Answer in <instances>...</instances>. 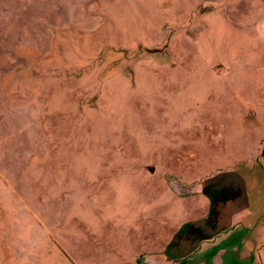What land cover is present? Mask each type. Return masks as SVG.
Wrapping results in <instances>:
<instances>
[{
  "label": "rangeland",
  "instance_id": "1",
  "mask_svg": "<svg viewBox=\"0 0 264 264\" xmlns=\"http://www.w3.org/2000/svg\"><path fill=\"white\" fill-rule=\"evenodd\" d=\"M263 141L264 0H0V264L206 261L189 189L241 177L264 264Z\"/></svg>",
  "mask_w": 264,
  "mask_h": 264
},
{
  "label": "crops",
  "instance_id": "2",
  "mask_svg": "<svg viewBox=\"0 0 264 264\" xmlns=\"http://www.w3.org/2000/svg\"><path fill=\"white\" fill-rule=\"evenodd\" d=\"M160 156L165 158H174L176 157V154L173 153L168 154L167 156ZM151 168L153 169V173H155L154 171L156 168ZM239 176L241 177V175ZM163 180H165V177ZM195 185L189 189L188 193V196H190V212L186 213L187 220H183V222L175 228L176 230H174L173 233L177 234L179 233L181 227H187L197 222L199 219H204L207 220V222H216L219 224L218 228L214 230L215 232H213V236L222 233V238H219L218 241L214 239L212 243L206 240L207 242L203 246L202 243H204V240L197 239V236L193 233H189L188 235L186 234V238H184V242L182 243V251L187 253L191 250H195L201 253L214 254L206 261L198 263V261L189 260L190 262H186L185 264H252L255 259L254 245L249 244L247 247H241V231H244L246 235L248 234L247 231L244 230L247 229V227H245V223L252 224L255 221L254 217L249 213V209L251 207L250 183L247 179L245 180L242 177L239 183H219L218 185H214V182H212L210 183L209 194L205 192L207 183H203L200 187H196ZM169 189L175 194L174 199L178 198L179 195L176 192L177 188L170 185ZM178 193L185 194V191L178 189ZM198 210L201 212V218L197 216L198 213L196 212ZM235 216L240 217V221L235 228L237 230H230L234 223H232L233 221L231 223L229 222L233 219L232 217ZM236 231L237 233L239 232L238 245H231L232 241L226 239L230 236H235ZM209 233H207V237H205V239H211L213 237L210 236ZM248 237H250L249 234ZM222 240H224V244L219 246V244L222 243ZM215 244H218L219 246V250L217 252L211 251L213 247H217ZM183 262H185V260ZM144 264L165 263L160 259L147 258Z\"/></svg>",
  "mask_w": 264,
  "mask_h": 264
},
{
  "label": "trees",
  "instance_id": "3",
  "mask_svg": "<svg viewBox=\"0 0 264 264\" xmlns=\"http://www.w3.org/2000/svg\"><path fill=\"white\" fill-rule=\"evenodd\" d=\"M262 156H263V158H264V141H263Z\"/></svg>",
  "mask_w": 264,
  "mask_h": 264
}]
</instances>
